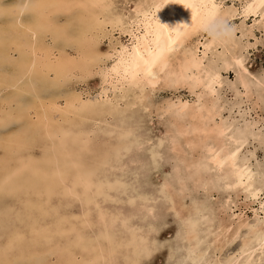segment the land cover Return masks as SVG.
Returning a JSON list of instances; mask_svg holds the SVG:
<instances>
[{
    "label": "snow or ice",
    "instance_id": "snow-or-ice-1",
    "mask_svg": "<svg viewBox=\"0 0 264 264\" xmlns=\"http://www.w3.org/2000/svg\"><path fill=\"white\" fill-rule=\"evenodd\" d=\"M101 7L107 51L77 78L100 117L86 141L97 162L62 177L61 222L77 224L57 233L98 228L99 255L72 264H264V0ZM174 7L190 21L166 22Z\"/></svg>",
    "mask_w": 264,
    "mask_h": 264
},
{
    "label": "bare ground",
    "instance_id": "bare-ground-1",
    "mask_svg": "<svg viewBox=\"0 0 264 264\" xmlns=\"http://www.w3.org/2000/svg\"><path fill=\"white\" fill-rule=\"evenodd\" d=\"M107 2L0 0V8L33 6L22 17L0 14V264H72L99 255L91 244L98 228L77 226L82 241L57 233L77 224L61 222L69 211L62 207L63 179L70 182L77 165L97 162L86 141L100 131L94 123L100 117L79 103L89 95L77 78L94 67L97 49L107 51L100 40ZM163 15L171 24L190 21L180 7ZM102 139L92 138L93 149ZM73 213L80 214L78 206Z\"/></svg>",
    "mask_w": 264,
    "mask_h": 264
},
{
    "label": "rangeland",
    "instance_id": "rangeland-1",
    "mask_svg": "<svg viewBox=\"0 0 264 264\" xmlns=\"http://www.w3.org/2000/svg\"><path fill=\"white\" fill-rule=\"evenodd\" d=\"M254 61L255 63H260V62H264V53H256L254 56Z\"/></svg>",
    "mask_w": 264,
    "mask_h": 264
}]
</instances>
